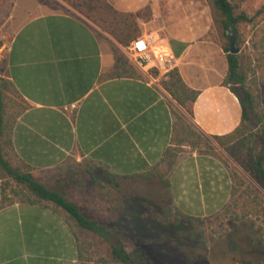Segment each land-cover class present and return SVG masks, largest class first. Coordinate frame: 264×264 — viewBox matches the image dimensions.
<instances>
[{
	"label": "crops",
	"instance_id": "0c3cea01",
	"mask_svg": "<svg viewBox=\"0 0 264 264\" xmlns=\"http://www.w3.org/2000/svg\"><path fill=\"white\" fill-rule=\"evenodd\" d=\"M107 1L122 12L148 6L149 15L139 20L141 34L162 35L173 67L189 88L197 90L189 121L206 136L231 132L239 122V102L221 84L225 58L220 48L204 39L208 31L198 8L189 23L186 12L181 19L182 12L167 10L172 3ZM34 3L33 9L40 10L20 19L13 2L7 18L11 29L5 45L7 77L25 104L10 127L13 153L31 167L36 180L60 192L62 170L71 160L84 162L90 179L117 197L122 182L146 179L140 175L169 145L173 111L182 109L147 68L140 69L141 77L98 81L113 65L111 47L116 42L69 8H51L43 0ZM127 45L121 47L125 54ZM200 45L212 52L203 63ZM165 180L160 186L170 205L184 215L194 216L181 198L190 203L194 193L202 198L201 214L195 217L218 213L229 199L227 169L211 155L179 154ZM220 193L224 201L217 205L214 199ZM76 259L75 238L62 213L51 205L14 202L0 207V264H75Z\"/></svg>",
	"mask_w": 264,
	"mask_h": 264
},
{
	"label": "rangeland",
	"instance_id": "374dc122",
	"mask_svg": "<svg viewBox=\"0 0 264 264\" xmlns=\"http://www.w3.org/2000/svg\"><path fill=\"white\" fill-rule=\"evenodd\" d=\"M7 1H10L12 5L15 2L16 18H23L26 12L31 14L32 10L34 12L40 10L39 8L33 9L34 2L39 0H0V3L5 5ZM43 1L51 8L55 6L68 8L60 0ZM231 1L248 15H252L264 3V0ZM156 2L160 5L172 3L167 6L169 8L167 10H171L172 14L182 12L181 19L186 18H183L186 12L190 19L189 23L192 22V13L194 14L195 9L198 8L197 10L201 12L199 17L202 16L205 29L208 31L204 39L209 40L210 45L215 48L223 45L224 38L216 23V15L210 0H157ZM12 5L9 13H11ZM138 13L136 23L139 28V20L149 15L148 6L138 10ZM7 18L0 24V67L5 57V45L11 36ZM257 19L253 25L243 23L239 26L241 42L233 45L237 47V52L234 54L238 59L239 68H243L246 63L250 62L249 69L252 71L245 72L246 87L253 89L257 86L258 91L259 82L264 77V65L254 66L251 32L257 29L255 25H263L264 20ZM180 21L177 23L183 26V22ZM139 31L141 35V30ZM199 48L201 53L199 59L203 63L212 52L208 53L207 45H200ZM118 49L119 53L143 76L142 70L128 59L121 47ZM261 53L264 56V48ZM147 74L156 77L158 82L162 75L160 73L152 75L148 69ZM233 88L240 93L237 86ZM7 99L8 102L4 108L6 115L16 111L21 105L19 99L13 94H8ZM208 139L213 147L212 152L224 164L227 172L230 173L232 169L236 172L235 180L232 181L234 191L230 194L225 206L218 213L210 216L207 214V217L201 218L200 221L187 220L181 216L175 218L169 208L172 206L168 193L161 188L155 178L122 182L120 185L122 188H118V197L115 198L121 206L120 212L110 211L108 208L112 204L107 202L106 196L99 194L98 187L92 183L93 180L84 171V162L75 163L71 160L61 172L64 184L58 186L57 189L60 187L63 196L76 203L85 216L95 218L99 223L104 224L111 233V240L118 238L127 252L139 250L147 264H264V245L262 246V241H264V193L260 184L251 171L239 166L238 160H235L211 138ZM180 149L179 154L191 151L190 147L185 144H182ZM238 158L242 160V163L247 164L244 151L239 154ZM201 168L202 166L199 165V169ZM7 191H9L8 188ZM216 198L214 200L217 205L224 201L221 193L220 197ZM192 199L193 201L189 203L187 199L181 198L180 202L186 210L190 211L188 214L198 216L196 214H201L202 211L198 202H201L202 198L200 199L198 194L194 193ZM203 200L206 201V198ZM74 231L80 253L75 264H115L110 259L106 244L102 239L79 228H75ZM257 236H261V242L256 240Z\"/></svg>",
	"mask_w": 264,
	"mask_h": 264
},
{
	"label": "trees",
	"instance_id": "16d2710c",
	"mask_svg": "<svg viewBox=\"0 0 264 264\" xmlns=\"http://www.w3.org/2000/svg\"><path fill=\"white\" fill-rule=\"evenodd\" d=\"M60 1L116 42V46L111 47L113 65L107 72L98 76V81L112 77H141L137 69L118 51V47L126 46L132 39L139 36L140 31L136 23L139 17L138 11H119L107 0ZM210 2L216 15V23L220 28L221 36L224 38V43L220 48L224 54L226 70L221 84L227 86L239 102V122L231 132L224 135L206 136L202 134L189 121L191 103L197 95V90L189 88L182 81L176 67H172L160 76L159 84L181 107L182 111H173L170 143L164 149L160 159L153 167L140 176L148 179L154 177L162 186H165V175L173 165L175 158L179 155L180 146L185 144L190 147L191 151L216 157L212 152L213 147L208 139L211 138L218 146L223 147L233 156L235 160H238L239 166L251 171L264 193V77L259 82L260 89L258 91L256 84H254L256 87L253 89L246 87L245 72L251 70L249 69L250 62L246 63L243 68H239L236 55L228 52L229 36H231L233 44L237 45L241 42L239 30L241 24L253 25V22L258 20L257 18L264 20V3L252 15H248L231 0H210ZM11 5L10 1H7L5 5L0 3V24L8 17ZM255 26H257L255 27L257 29L251 32L252 60L254 66L258 67L264 65V56L261 53L264 48V23L263 25L259 26L258 24ZM148 72L152 75H157V71L154 68H149ZM234 86L239 88L240 93L235 91ZM8 94L16 96L21 105L16 111L6 115L4 108L8 102ZM23 108H25L23 100L19 97L7 77L4 57L3 64L0 67V207L14 202L51 205L54 210L62 213L65 222L71 230L76 241L78 258L80 253L78 252L79 246L77 245L75 228L102 239L106 244L110 259L115 264H147L139 250L127 252L118 238L111 240V233L104 224L99 223L95 218L83 215L74 202L66 199L60 191L48 188L45 184L36 180L31 173V167L16 159L11 147L9 134L12 121ZM242 151L246 154L247 164L242 163V160L238 158ZM235 172L232 169L228 173L231 183L229 194L234 191L232 189V181L235 180ZM92 183L98 187L99 194L106 195L107 202L112 204L108 209L112 212H120L121 206L115 200L116 196L111 195L112 192L108 187L96 181H92ZM7 188L9 191L6 192ZM169 208L175 218L181 216L192 221H200L203 218L184 215L173 209V207ZM256 240L261 242V236H257ZM263 245L264 241H262Z\"/></svg>",
	"mask_w": 264,
	"mask_h": 264
},
{
	"label": "built area",
	"instance_id": "2783aa9c",
	"mask_svg": "<svg viewBox=\"0 0 264 264\" xmlns=\"http://www.w3.org/2000/svg\"><path fill=\"white\" fill-rule=\"evenodd\" d=\"M128 59L139 69L154 68L164 74L173 67L172 57L157 32H147L132 39L127 47Z\"/></svg>",
	"mask_w": 264,
	"mask_h": 264
},
{
	"label": "water",
	"instance_id": "95a60500",
	"mask_svg": "<svg viewBox=\"0 0 264 264\" xmlns=\"http://www.w3.org/2000/svg\"><path fill=\"white\" fill-rule=\"evenodd\" d=\"M229 53L234 54L237 52V47L233 45L231 36L228 37Z\"/></svg>",
	"mask_w": 264,
	"mask_h": 264
}]
</instances>
